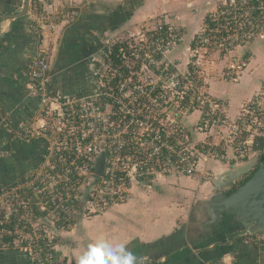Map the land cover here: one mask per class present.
I'll return each instance as SVG.
<instances>
[{"label": "built area", "instance_id": "2783aa9c", "mask_svg": "<svg viewBox=\"0 0 264 264\" xmlns=\"http://www.w3.org/2000/svg\"><path fill=\"white\" fill-rule=\"evenodd\" d=\"M40 29L54 31L56 25L45 24ZM151 36L158 46L144 52V60L152 59L154 54L163 56L166 45L180 40L179 34L167 25L159 26ZM261 40H264V0H222L215 11L209 12L193 41L197 44L196 52L215 50L226 56L235 48H248ZM50 51L49 47L41 50L28 70L25 89L29 97L38 100L35 120L16 127L10 121L8 125L17 142L32 144L46 140L48 146L38 169L17 184L0 190V247L19 250L32 264H57L56 239L60 232L78 218L97 216L114 205L124 204L133 180L138 185L150 186L161 178L194 176L201 160L239 162L247 158L252 140L245 139V132L258 121L256 114L264 107V92L231 119L226 100H212L207 92H201L203 84L197 71L183 75L182 93L186 98L182 96L180 102L178 98L168 103L164 97L168 94L158 85L141 88L127 84L126 80L112 84V79L120 75V66L110 68V72L117 69L113 78L96 80L99 93L95 96H59L52 89ZM112 54L111 50L104 54L108 67L112 66ZM246 55L232 56L227 68L231 79L249 60ZM127 85L133 87L130 92ZM174 87L178 88L176 84ZM154 104L181 108L175 117L181 112L200 111L196 133L221 137L220 142H194L189 127L178 122L171 128L152 131L149 138L141 129L143 116L133 107ZM152 123L153 127L158 125ZM101 154H105L103 175L98 176L95 171ZM88 177L92 181L83 185ZM242 237L247 244L264 245L262 234L245 231Z\"/></svg>", "mask_w": 264, "mask_h": 264}, {"label": "crops", "instance_id": "0c3cea01", "mask_svg": "<svg viewBox=\"0 0 264 264\" xmlns=\"http://www.w3.org/2000/svg\"><path fill=\"white\" fill-rule=\"evenodd\" d=\"M142 1L29 0L27 13L14 18L25 10V0H0V190L38 169L48 146L46 140L17 142L8 126L10 121L13 127L33 122L37 116L38 100L27 95L25 85L30 64L41 50H51L54 93L74 95L88 89L84 58L93 51L94 36L107 26L123 24L126 4H134L133 11H137L133 18L140 19L143 10L150 11L151 16L163 11L174 16L181 3V23H172L183 27V45L189 48L204 25L206 12L215 11L221 0H196L192 5H196L197 13L187 8L193 0ZM45 24H54L56 29L41 30ZM251 51L252 57L239 82L218 80L209 88L212 96L227 101L231 119L263 86L264 42H256ZM74 55L76 69L71 63ZM200 119L201 112L195 111L188 116V123L196 126ZM210 137L219 141L218 136ZM193 138L200 142L211 139L202 134ZM260 146L254 142L252 153L243 161L201 160L194 176H170L150 186L134 185L124 204L110 207L84 226L76 225L67 233L69 236H64L57 248L62 257L59 264H81L90 251L105 252L120 246L127 250L125 255L132 254V264H264V245L245 243L242 228L233 216L221 214L217 225L206 223L205 219L214 196L230 193L257 169L261 162L256 157L264 151ZM207 172H212L213 178L206 180L203 176ZM200 218H204L202 224ZM0 264L32 263L19 250L0 247Z\"/></svg>", "mask_w": 264, "mask_h": 264}, {"label": "rangeland", "instance_id": "374dc122", "mask_svg": "<svg viewBox=\"0 0 264 264\" xmlns=\"http://www.w3.org/2000/svg\"><path fill=\"white\" fill-rule=\"evenodd\" d=\"M177 2L180 0H176ZM144 0L142 1V3ZM196 0L191 1L187 8H189L192 12L197 13ZM222 0L218 3L217 8L220 6ZM146 4V3H145ZM142 5L143 7L145 6ZM180 5L177 8L178 11H175L174 16H170V14L163 12L154 13L153 16L149 14L150 11L143 10L140 19H134V13L137 11L134 10V4L131 2L129 5H125L124 12L126 21H124L123 24L116 26V27H109L107 26V29L102 30L101 32H98L97 35H95V42L93 51L90 55H87L84 59L87 63L88 72L86 74L87 79V86L88 89L86 91L81 90L77 93H74L75 96L80 95L83 97H91L95 96L99 93L97 90L98 86L96 84V80L99 78L103 79L105 76H108L109 78H113L115 74H117V69H114L110 72V68L112 67L107 63V59L104 57V50L111 48L115 44H122L124 47L125 52L127 55L126 58L123 59V63L121 66H123L125 69L131 72V74H128V77H132L131 79L127 78V84H135V86H141V88H144L145 86L149 85H158L160 86V89L164 90V93H167L168 95L164 94V97H166V102L172 103L178 100L180 102L183 96L186 98V94H183V75H188L191 71H197V76H199L200 81L203 84V88L201 89V92L203 94H209L208 96L212 100H217L214 96L210 94L209 88H211V83L216 81H225V83L233 84L240 81V78L243 74V72L246 70L248 63L250 61V58L252 57V46H248V48H235L231 54H227L224 56L222 52H216L215 50H210V52L205 53L203 50L197 49V44L194 43V39L192 40V43L190 44L189 48H185L183 44L184 41V29L181 26L175 25V23H172L173 21H177L179 24L181 23L182 16L180 14ZM147 5V4H146ZM165 5V4H164ZM128 8V10L126 9ZM214 10H208L206 12V17L209 15V12H212ZM206 20V18H205ZM161 25H167L170 28L174 30L177 34H179L180 40L177 43L168 44L166 45L167 48L164 49V55H157L154 54V57L152 55L151 57H146L147 60H144V57L142 54L144 52L151 51L153 48L154 50L157 48L158 45H154V42L152 41L151 34L152 32H155L158 30L159 26ZM183 30V32L181 31ZM199 33V32H198ZM198 33L195 35L194 38L198 35ZM259 42V41H258ZM260 42H264V40H261ZM182 45V46H181ZM52 46V45H51ZM53 47V46H52ZM58 48V47H57ZM51 54V51L49 53V56ZM130 54V55H129ZM243 54H247L249 60L245 61V66L241 67L237 75H234V79L230 78L228 76V70L227 68L230 67L231 62L233 60L232 56H241ZM53 56V53H52ZM76 56L74 55V58L72 59L73 65L72 67H75L74 64L76 63ZM154 62H153V61ZM105 64L103 67L101 64ZM71 67V66H70ZM76 69V67H75ZM96 71L98 72V78H95ZM134 74V75H132ZM231 76V75H230ZM264 82V81H263ZM263 86L260 87V90L253 96V98L249 101L252 102L256 99L257 96L260 94L262 95L264 92V83ZM179 83L180 85H178ZM174 84L178 86V88L174 87ZM97 86V87H96ZM128 86V85H127ZM181 86V87H180ZM129 87V86H128ZM127 87V88H128ZM133 89V87H129L128 91L130 92ZM189 89V88H188ZM190 90V89H189ZM127 91V92H128ZM207 92V93H205ZM133 94V92H131ZM192 94V93H191ZM129 98H132L131 96H128ZM133 98L138 99V96H135ZM248 102V103H249ZM247 103V104H248ZM264 106V105H263ZM167 107V108H166ZM132 108V107H130ZM134 109H138V112L143 116L144 119V126L141 128L145 133L149 134V138L151 137V132L156 131L157 129H163V128H171L173 127L177 122L178 124H182L183 126H188L189 131L191 130V135L194 137L195 135H198L195 131V125H190L188 123V116L192 113H186L181 112L178 117H175V114L178 113V111H181V108H179L175 105H166V104H154V105H146L145 107H137L134 106ZM123 110L126 108L123 107ZM257 116V123H254L252 126V129H250L247 132H245V139L247 138L248 142L252 140L250 143L248 150H247V156L252 153V145H254V142H256V138H264V107L261 111H258ZM183 117V119H182ZM183 121V123H182ZM156 122L158 125L156 127H153V123ZM199 122V121H198ZM193 124V123H191ZM258 124H261L260 126ZM193 126V127H191ZM16 127V126H15ZM254 129L255 132H254ZM11 130L9 131V133ZM249 136H252L249 137ZM211 139H207L208 142H215L219 143L221 140V137H219V141L217 142L213 139V137H207ZM194 139V138H193ZM64 142V141H63ZM194 142H200L195 141ZM225 144V143H224ZM65 146V142H64ZM233 145L231 146V150L233 151ZM231 152V151H229ZM102 155V154H101ZM100 155V158L102 157ZM260 158L261 160L264 159V151L261 150V152L257 155L256 159ZM220 162V161H218ZM229 162V161H224ZM97 169V168H96ZM96 173V171H95ZM183 177V176H180ZM206 180H209L213 178L212 172H207L205 176ZM205 180V179H204ZM92 181L91 178H87L85 182H83V185L89 184ZM130 188L132 189L134 185H138L136 180H133L131 182ZM84 188V187H83ZM3 189V188H2ZM131 189L130 193L127 195V200L129 199V196L131 195ZM7 189L4 190V193H6ZM104 213V212H103ZM100 215V214H99ZM94 216H86L83 218H78L69 228H67L64 232H60L58 239H56L57 248L59 244L61 243V240L64 238V236L67 235L68 232L74 230L76 225L81 224V226H84V223H87V221L91 220ZM85 220V221H84ZM84 221V222H83ZM204 221V218H200L199 223L202 224ZM59 250V248H58ZM62 257L59 255L58 263H60Z\"/></svg>", "mask_w": 264, "mask_h": 264}, {"label": "water", "instance_id": "95a60500", "mask_svg": "<svg viewBox=\"0 0 264 264\" xmlns=\"http://www.w3.org/2000/svg\"><path fill=\"white\" fill-rule=\"evenodd\" d=\"M28 8L29 0H25V10L14 18L25 15ZM104 159L105 154L100 158L96 169L98 176L103 175ZM209 205L210 223H216L220 217L219 212L224 211L234 217L242 228V232L248 230L264 235V159L244 184L228 194L214 196Z\"/></svg>", "mask_w": 264, "mask_h": 264}, {"label": "clouds", "instance_id": "9594fccd", "mask_svg": "<svg viewBox=\"0 0 264 264\" xmlns=\"http://www.w3.org/2000/svg\"><path fill=\"white\" fill-rule=\"evenodd\" d=\"M104 247V246H93ZM126 249L120 246L118 249H109L105 252L90 251L82 258L81 264H132V254L129 252L125 255Z\"/></svg>", "mask_w": 264, "mask_h": 264}, {"label": "trees", "instance_id": "16d2710c", "mask_svg": "<svg viewBox=\"0 0 264 264\" xmlns=\"http://www.w3.org/2000/svg\"><path fill=\"white\" fill-rule=\"evenodd\" d=\"M124 47L122 44H115L114 46H112L111 48H108V49H105L104 50V54L109 52V50H111L113 52V54L111 55V61H112V67L113 68H119L122 63H123V56H126L127 53L125 52L124 50ZM130 55V54H129ZM123 66H121L120 68V75H116L111 83L112 84H117L119 83L120 81H124V80H127L126 77H128V74H130L131 72H129L128 70L125 69H122ZM124 68V67H123ZM122 73V74H121ZM125 78V79H124ZM129 78V77H128ZM260 143L261 146L260 147H264V138H256V144ZM255 172V171H254ZM254 172L248 177L246 178L240 185L244 184L253 174ZM237 187L233 188L232 191L236 190ZM231 191V192H232ZM5 241H10L9 239H6ZM24 255V254H23ZM25 256V255H24ZM26 257V256H25ZM27 259V257H26ZM28 260V259H27ZM30 262V261H29Z\"/></svg>", "mask_w": 264, "mask_h": 264}, {"label": "flooded vegetation", "instance_id": "af4514ba", "mask_svg": "<svg viewBox=\"0 0 264 264\" xmlns=\"http://www.w3.org/2000/svg\"><path fill=\"white\" fill-rule=\"evenodd\" d=\"M220 213V217H219V219L221 218V214H226L224 211H222V212H219ZM206 223H210V221H211V214H210V211H209V214H208V216H206ZM219 219L216 221V223H214L215 225H217L218 223H219ZM212 224V223H211ZM248 231V230H247Z\"/></svg>", "mask_w": 264, "mask_h": 264}]
</instances>
